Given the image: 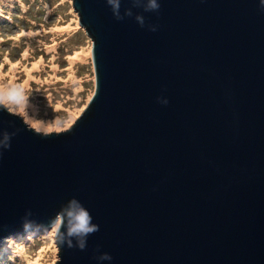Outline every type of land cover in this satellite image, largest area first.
<instances>
[{"label":"water","instance_id":"water-1","mask_svg":"<svg viewBox=\"0 0 264 264\" xmlns=\"http://www.w3.org/2000/svg\"><path fill=\"white\" fill-rule=\"evenodd\" d=\"M72 1L94 91L58 132L0 103V243L62 217L56 264H264V0Z\"/></svg>","mask_w":264,"mask_h":264},{"label":"rangeland","instance_id":"rangeland-1","mask_svg":"<svg viewBox=\"0 0 264 264\" xmlns=\"http://www.w3.org/2000/svg\"><path fill=\"white\" fill-rule=\"evenodd\" d=\"M92 47L72 0H0V98L7 100L11 91L22 87L30 102L22 108L12 101L1 104L42 133L68 129L94 91ZM83 51L89 52L88 59L77 56ZM35 62L40 65L32 68ZM27 70L33 71L30 79ZM26 232L36 235L15 238ZM18 234L3 239L7 243L0 264H56L54 226Z\"/></svg>","mask_w":264,"mask_h":264},{"label":"clouds","instance_id":"clouds-1","mask_svg":"<svg viewBox=\"0 0 264 264\" xmlns=\"http://www.w3.org/2000/svg\"><path fill=\"white\" fill-rule=\"evenodd\" d=\"M151 7L154 9H159V4L156 0H150ZM22 87L17 88L10 92L7 100L0 98V103L7 104L8 101L15 102L21 108L23 106L24 95L21 91ZM90 215L84 208L72 209L67 212V232L69 235H87L91 232L96 231V226L90 224ZM64 226V219L61 217L57 220L54 228L57 232ZM83 247V245H81Z\"/></svg>","mask_w":264,"mask_h":264},{"label":"bare ground","instance_id":"bare-ground-1","mask_svg":"<svg viewBox=\"0 0 264 264\" xmlns=\"http://www.w3.org/2000/svg\"><path fill=\"white\" fill-rule=\"evenodd\" d=\"M88 55H89L88 51H83L82 53L77 54V56L81 59H88ZM38 65H40L39 62H35V63H33L32 68H36V67H38ZM32 72H33L32 70H27V74H28L27 76L29 79L31 78ZM0 95H4V92L1 89H0ZM29 104H30V102L28 101V97H24L23 105L26 106ZM32 109L35 110V108H33V106H32ZM71 115H73V114H71ZM50 125H51V122L45 123V127H49ZM34 264H38V262L34 263Z\"/></svg>","mask_w":264,"mask_h":264},{"label":"trees","instance_id":"trees-1","mask_svg":"<svg viewBox=\"0 0 264 264\" xmlns=\"http://www.w3.org/2000/svg\"><path fill=\"white\" fill-rule=\"evenodd\" d=\"M34 234L35 233H33V232H26L25 234H18V235H16L15 238L16 239H28L29 237L34 236ZM12 238H14V236H12ZM6 243H7V241L5 242L4 240H2L1 243H0V260L3 259L2 256L5 254V251H6V249H5Z\"/></svg>","mask_w":264,"mask_h":264}]
</instances>
